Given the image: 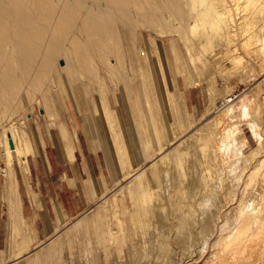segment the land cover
I'll return each instance as SVG.
<instances>
[{
  "label": "rangeland",
  "instance_id": "1",
  "mask_svg": "<svg viewBox=\"0 0 264 264\" xmlns=\"http://www.w3.org/2000/svg\"><path fill=\"white\" fill-rule=\"evenodd\" d=\"M154 1L128 8L130 45L122 35L120 53L106 60L115 74L82 71L71 86L40 84L23 107L0 105V151L11 132L19 147L27 144V165L30 154L45 147L52 153L50 145L61 148L82 127L104 157L107 177L104 195L80 215L51 221L40 237L23 215V231L9 234L0 158V264H211L225 215L235 213L233 191L238 198L254 191V184L243 190L236 183L242 166L251 169L264 157V0ZM143 19L149 27L140 25ZM195 21L199 27L191 29ZM233 47L241 63L229 59ZM75 85L81 96L70 92ZM244 90L250 107L228 121L230 135L223 137L211 120L225 96L237 101ZM167 154L166 164L159 163ZM13 156L17 180L28 167ZM247 168L245 179L253 171ZM149 175L157 182L146 189L141 179L155 178ZM252 177L264 181V166ZM17 184L23 201L20 179ZM246 264H264V254Z\"/></svg>",
  "mask_w": 264,
  "mask_h": 264
},
{
  "label": "bare ground",
  "instance_id": "2",
  "mask_svg": "<svg viewBox=\"0 0 264 264\" xmlns=\"http://www.w3.org/2000/svg\"><path fill=\"white\" fill-rule=\"evenodd\" d=\"M140 1L142 0H0V105L13 107L14 104H17L19 108L23 107L27 103L28 96L35 93L40 84L48 83L50 87L56 83L71 86L72 81L76 80V74L82 71L90 73L95 78L101 71L109 76L115 74L117 72L115 64L108 65L107 57L110 53H120L122 35L130 45L132 31L128 8ZM147 2L151 5L155 1L147 0ZM175 4L179 7L178 2ZM235 6L238 9V3ZM224 9L226 12H230L229 5H226ZM208 10L201 13H206ZM228 22L227 26L231 27L232 19ZM139 23L143 27H149L144 19ZM189 27L197 29L199 23L195 21ZM231 28L233 29V27ZM226 33L228 32L226 31ZM235 42L236 40L234 43L231 42L233 46L238 43ZM229 51H231V55L229 53L231 58L228 56L230 60L237 64L244 60V57L237 51V47H233ZM60 59H63L61 63H59ZM97 60L102 61V66ZM262 68L264 69V66ZM197 80L196 82H200ZM245 91L241 93L242 95L237 101H235L237 95L225 96L217 108V116L215 118L211 116L213 118L211 121L216 123L214 125L222 127L219 133L223 137L230 135L228 121L236 117V113L245 115L250 107L252 98L246 96ZM70 92L74 96H81L82 87L75 85L71 87ZM237 102H240V105ZM209 122L207 121L206 124ZM256 129L255 126L253 129L255 135L257 134ZM200 135L202 136V134ZM238 140L241 144H245L244 138L238 137ZM10 142L13 143V148ZM186 146L184 145L183 149ZM182 152L185 151L182 150ZM13 153L20 161L22 169L25 168L27 166L25 162L28 153L27 144L19 147L14 135L6 131L0 158L6 166L3 199L7 204L9 234L19 233L22 230L21 222L24 219L21 213L22 200L12 168ZM181 153L178 154L184 155L186 152ZM168 157V154L163 156L159 163L166 164ZM263 166L264 157L257 160L255 166L251 168L253 171L247 168L248 166H242L236 188H239L240 183H243V190L254 184V191L248 197L245 192L241 191L240 198L237 197V190L233 191L231 199H237L235 213L225 215L224 222L226 224H223L227 228L221 227V232L224 233V229L226 232L224 235L218 236L212 245L214 250L210 255L211 264H246L253 258L264 254V181L255 183L252 177ZM246 168L251 171V173L246 171L249 173L248 175L246 173L247 179L243 177ZM154 177L142 178V185L146 189L155 185L157 178ZM240 188L242 189V187ZM245 194L247 199H244ZM145 195L152 196V193L146 191ZM207 200L208 198H203L199 202L202 204ZM248 208H251L249 214L243 213ZM229 222H233L232 228L228 227ZM202 228L201 230H203ZM181 232L185 233L184 230ZM21 237V243L25 242L24 235ZM217 244H221V249L215 247ZM32 263L31 260L25 262V264Z\"/></svg>",
  "mask_w": 264,
  "mask_h": 264
},
{
  "label": "crops",
  "instance_id": "3",
  "mask_svg": "<svg viewBox=\"0 0 264 264\" xmlns=\"http://www.w3.org/2000/svg\"><path fill=\"white\" fill-rule=\"evenodd\" d=\"M28 156V170L20 178L25 198L21 213L41 231L53 220L83 213L107 188L105 159L81 127L61 148L52 144Z\"/></svg>",
  "mask_w": 264,
  "mask_h": 264
},
{
  "label": "water",
  "instance_id": "4",
  "mask_svg": "<svg viewBox=\"0 0 264 264\" xmlns=\"http://www.w3.org/2000/svg\"><path fill=\"white\" fill-rule=\"evenodd\" d=\"M10 145H11V147L13 148V143H12V142H10Z\"/></svg>",
  "mask_w": 264,
  "mask_h": 264
}]
</instances>
